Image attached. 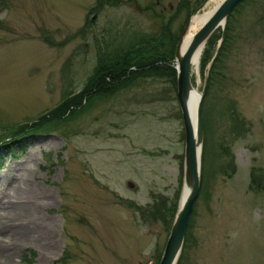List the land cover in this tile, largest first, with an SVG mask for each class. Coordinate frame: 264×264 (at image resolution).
Returning a JSON list of instances; mask_svg holds the SVG:
<instances>
[{"label":"rangeland","instance_id":"obj_1","mask_svg":"<svg viewBox=\"0 0 264 264\" xmlns=\"http://www.w3.org/2000/svg\"><path fill=\"white\" fill-rule=\"evenodd\" d=\"M123 1H0V140L25 131L24 152L0 161V264L158 262L170 223L144 212L176 207L184 143L168 76L145 73L68 119H37L98 57L146 37L171 53L186 8L174 17L165 3ZM241 1L202 96L201 187L177 264H264V0Z\"/></svg>","mask_w":264,"mask_h":264},{"label":"trees","instance_id":"obj_2","mask_svg":"<svg viewBox=\"0 0 264 264\" xmlns=\"http://www.w3.org/2000/svg\"><path fill=\"white\" fill-rule=\"evenodd\" d=\"M2 1V0H0ZM244 1H241L235 5L234 10L238 9L239 6L243 4ZM239 5V6H238ZM231 12L228 14L223 30V36L220 42V45L207 69L206 84L203 97L207 95V92L211 88V85L214 82V76L216 74L215 64L218 61L219 55L223 52L228 40L230 39L229 31L231 30L232 20ZM220 37L219 30L213 32L209 38L206 40V43L203 47L201 56H200V66L201 70L204 69V66L208 63L210 58L213 56V52L216 46V42ZM177 38V36H176ZM175 38V39H176ZM126 49L119 50L117 53L113 54L111 58H102L98 57L96 60V65L94 66L91 73L87 76L83 86L76 92L70 93L68 96H65L59 103H57L53 108L48 112L37 117L39 123L42 121H49L54 119H68L71 116H74L77 111L83 109V107L89 103L90 99L94 95H108L113 93L115 90L127 85L129 81L137 78L139 75L147 74H158L166 75L171 81L172 85L175 88V69L173 67V50L171 47V53L166 54L161 51L160 43L156 38L146 37L140 39L139 41H134L131 44L126 45ZM122 48V47H121ZM191 82L193 78L190 77ZM203 99V98H202ZM89 100V101H88ZM201 115L202 123L204 127V113L203 107L201 106ZM61 120V121H62ZM37 123H31V128L27 126H22L26 128V131H34L39 125ZM35 122V121H33ZM29 125V124H27ZM20 126L19 129H22ZM28 129V130H27ZM18 129L14 132H11L10 135L6 138L0 140V161L1 159L7 157L8 154L16 157L15 148L20 149L19 152H24L23 146H21V136L22 132H17ZM201 172H200V184L201 187ZM201 189H199L200 193ZM162 202V201H161ZM160 211L146 210L144 213H157L159 218L163 221L164 224L171 223L172 216L175 210L174 203L165 205L164 202L160 204ZM192 212V208L190 214ZM189 227V217L186 224V229L184 233L183 245L187 241L188 229ZM182 245V247H183ZM182 250V249H181ZM180 257V256H179ZM179 261V258L177 262Z\"/></svg>","mask_w":264,"mask_h":264},{"label":"water","instance_id":"obj_3","mask_svg":"<svg viewBox=\"0 0 264 264\" xmlns=\"http://www.w3.org/2000/svg\"><path fill=\"white\" fill-rule=\"evenodd\" d=\"M239 1L240 0H220L205 18V20L201 23L199 28L191 35L187 44L180 51L179 46L181 42V36L188 25L189 17L191 15L189 13L173 48L175 94L182 120L184 138L180 180L181 191L178 194L177 205L175 207L168 234L157 264L177 263L182 247L187 219L199 186L200 157L203 133L201 102L206 84L207 71L203 72L201 88L200 90H197L190 81L191 69L194 68L192 66V57L197 49H202L207 38L217 27H220L221 31L223 30L225 19L228 13ZM221 38L222 32L220 34V38L217 41L216 47H218ZM215 52L216 49L214 54ZM214 54L206 64V69H208ZM190 90H195L197 93V100L194 107L192 122L186 107ZM183 187L185 188L184 196H182Z\"/></svg>","mask_w":264,"mask_h":264},{"label":"bare ground","instance_id":"obj_4","mask_svg":"<svg viewBox=\"0 0 264 264\" xmlns=\"http://www.w3.org/2000/svg\"><path fill=\"white\" fill-rule=\"evenodd\" d=\"M218 3H219V1L213 2V4H212L213 6L211 7V9L208 10L207 12H204L203 14L196 13V14H194L192 16L190 15L189 21H188V25H187L184 33L181 36V42H180V46H179V50L180 51L187 44V42L189 41L191 35L199 28L201 23L205 20V18L209 15V13L212 11V9ZM200 54H201V49H197L195 51L193 57H192V66L194 67L195 70H197V68H198ZM196 100H197V93L195 92V90H190L189 91V95H188V99H187V103H186V107H187V110H188V114H189V116L191 118L190 119L191 122L193 121L194 107H195ZM184 193H185V188L183 187L182 188V196H184ZM182 196H181V198H182ZM14 234L17 235L18 238H26L25 234L21 230H19L17 233L14 232Z\"/></svg>","mask_w":264,"mask_h":264},{"label":"flooded vegetation","instance_id":"obj_5","mask_svg":"<svg viewBox=\"0 0 264 264\" xmlns=\"http://www.w3.org/2000/svg\"><path fill=\"white\" fill-rule=\"evenodd\" d=\"M174 1V3H173ZM116 3L125 2L123 0H115ZM126 2L129 4L132 9H136L138 11H141L142 9H150L149 6L146 5V2H154L156 6L162 5L165 3L168 8L170 9L172 7L173 12L171 14H174L173 16L176 17V15L179 14L182 10L186 8V16L187 14L193 13L197 8L204 6L208 0H146L144 3V6L138 5L137 0H126ZM91 10V9H90ZM93 15L96 16L95 12H92ZM94 18V17H93Z\"/></svg>","mask_w":264,"mask_h":264}]
</instances>
